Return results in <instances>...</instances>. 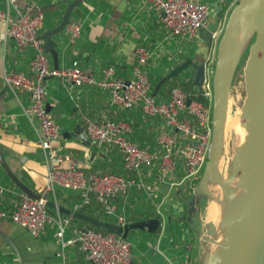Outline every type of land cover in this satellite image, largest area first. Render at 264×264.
<instances>
[{
    "label": "crops",
    "instance_id": "obj_1",
    "mask_svg": "<svg viewBox=\"0 0 264 264\" xmlns=\"http://www.w3.org/2000/svg\"><path fill=\"white\" fill-rule=\"evenodd\" d=\"M73 0H0V10L9 17L17 11L40 12V35L56 27L68 3ZM209 9L221 0H202ZM159 12L145 0H81L69 8L66 24L79 23V34L70 40L65 27L50 36L54 43L45 56L49 68L76 65L94 79L103 77L106 66L113 69L110 77L131 78L135 66V49L143 46L148 56L141 66L150 81L149 94L156 102H166L170 88H180L190 99L205 101L199 87L192 81L193 69L186 64L170 78L169 72L186 59L202 64L206 77H210L215 49L197 34L171 35L160 24ZM34 54L28 45H17L6 35V24L0 21V152L9 172L24 186L37 193L46 184V166L38 144L36 121L22 113L28 105V94L20 89H10L2 82L7 72H27V63ZM46 89V109L59 129L52 142L62 155L70 157L83 172H114L134 179V184L122 194L110 199L112 211L105 213L94 199L80 204L77 191L56 186L47 196L52 211L71 213L70 225L64 236L72 235L74 228L92 225L76 218L72 211L92 215L100 220L120 224L145 218H157L152 230L129 229L125 238L130 243L132 264H197L201 256L199 221L195 219L197 201L203 204L200 224L210 220L205 216L209 200L205 195L189 199L197 178H185L180 162L167 177H161L155 165L144 166L137 176L125 172L121 158L112 146H96L84 135L81 116L92 120L123 121L127 125L126 139L136 146L155 150L161 133L173 138L175 147L182 145L179 130L168 124L161 114L146 115L139 106L124 108L111 104L110 91L96 85L74 86L56 76L43 80ZM179 119L193 118L184 111ZM80 132L82 138L75 135ZM85 138L87 140H85ZM62 165L66 166L64 162ZM24 191L10 179L0 165V207L11 209ZM200 196V195H199ZM203 197L205 201L203 202ZM190 211V215L187 213ZM212 221V220H210ZM54 225L47 224L37 236L8 218L0 217V264H91L75 245L61 249L54 239ZM93 228V227H92ZM206 228V226H205ZM96 229V228H95ZM204 235V234H203ZM202 235V236H203ZM204 238V237H203Z\"/></svg>",
    "mask_w": 264,
    "mask_h": 264
},
{
    "label": "built area",
    "instance_id": "obj_2",
    "mask_svg": "<svg viewBox=\"0 0 264 264\" xmlns=\"http://www.w3.org/2000/svg\"><path fill=\"white\" fill-rule=\"evenodd\" d=\"M159 12L161 26L171 35L195 37L198 30L206 26V16L210 10L202 0H145ZM238 0H221V13L215 29L210 33V44L216 47L217 39L223 28L229 10ZM0 21L6 24V35L17 45L30 46L34 54L28 60L27 72H7L2 75L3 84L10 89H20L29 96L28 105L22 107V113L36 121L38 144L42 151L46 166V184L33 198L25 192L11 209L0 207V217L8 218L37 236L47 224L54 225V239L61 249L68 245L76 248L91 264H131L130 243L121 236L110 231L89 228H74L72 235L64 236V229L70 225L71 213L52 211L47 205V196L56 186L77 191L80 204L86 205L94 199L105 213L112 211L111 197L125 191L134 184V179L126 175L96 171L83 172L74 160L62 155L52 142L58 138L59 129L52 115L46 109V89L43 80L53 75L74 86L96 85L110 91V102L129 108L139 106L146 115L161 114L168 124L179 130L184 143L175 147V142L166 133L157 137L158 148L147 150L134 145L125 137L127 125L123 121L109 119L92 120L81 116L82 131L86 138L96 146H112L120 155L121 166L125 172L139 176L144 166H156L161 177H167L175 170V164H182L185 178H199L200 167L206 161L211 134V83L203 77L199 86L201 97L190 99L180 88L174 86L169 90L166 102H156L149 94L150 81L142 73L141 66L148 52L143 46L135 49V66L131 78H112V67L106 66L101 79H94L89 73L70 65L60 68H49L39 38L41 24L40 12L17 11L9 17L0 10ZM79 23L70 21L65 31L70 40L79 34ZM204 67V66H203ZM212 70V69H211ZM211 72V71H210ZM211 75V73H210ZM184 111L193 118L179 119L177 114ZM2 114L0 113V119ZM66 163V166L62 165ZM120 224H123L121 222Z\"/></svg>",
    "mask_w": 264,
    "mask_h": 264
},
{
    "label": "water",
    "instance_id": "obj_3",
    "mask_svg": "<svg viewBox=\"0 0 264 264\" xmlns=\"http://www.w3.org/2000/svg\"><path fill=\"white\" fill-rule=\"evenodd\" d=\"M79 1L68 3L59 24L39 36L44 52L49 50L54 57L51 49L54 43L50 36L63 28L69 8ZM220 13L221 6L217 3L207 13L206 26L198 30L199 37L208 46L210 33L215 29ZM249 39L251 41L242 68L244 95L235 123L237 141L232 147L229 171L224 176L218 168V159L222 150L229 88L243 46ZM186 64L192 67V81L199 87L204 67L202 64H193L190 59L172 69L166 78L173 77ZM210 83L211 134L208 152L189 199L194 195H205L219 200L218 195L208 188L209 185H217L226 209L219 220L222 238L216 242L215 248L203 255L199 264H264V0H238L229 10L216 42ZM74 134L82 138L78 130ZM0 165L27 195L33 198L38 196L9 172L1 152ZM235 188L239 189L236 195ZM47 204L51 205V202L47 200ZM59 208L69 212L66 208ZM72 215L103 231L123 237L129 229L146 226L152 230L158 224V219L154 217L116 224L77 210L72 211ZM187 215H190V211ZM205 226L203 237L211 240L210 236L216 233V226L210 220L205 222Z\"/></svg>",
    "mask_w": 264,
    "mask_h": 264
},
{
    "label": "rangeland",
    "instance_id": "obj_4",
    "mask_svg": "<svg viewBox=\"0 0 264 264\" xmlns=\"http://www.w3.org/2000/svg\"><path fill=\"white\" fill-rule=\"evenodd\" d=\"M250 39L247 40L243 46L240 58L236 64L235 70L233 72V76L231 79V83H230V88H229V94H228V99H227V107H226V118H225V128H224V132H223V143H222V150L218 159V167L220 172L225 176V174L228 173L229 171V165H230V158L232 155V147L235 145L236 141H237V134H236V129H235V123L236 119H237V115H238V110L244 95V91H243V74H242V68L244 65V60L247 54V47L248 44L250 43ZM205 163V162H204ZM204 163L202 164V166L200 167V172L199 175L202 172ZM198 180V179H197ZM195 186V184L193 185ZM217 185H209V190L215 194L218 195V197H220V202L221 204V216L223 215L225 209H226V205L225 202L222 198L220 189ZM237 191V192H236ZM239 189L237 190V188H235V194L236 195L238 193ZM203 195H198V198H200ZM206 197H203V202L205 201ZM210 198V197H209ZM213 200H209L208 205L211 201ZM215 201H219V200H215ZM198 205L195 208L196 214H195V219H197V221H199V229H198V233L200 232V241H201V256L198 258V260L196 261L197 264H199L202 260V257L205 253H207L208 251L212 250L213 248L216 247L212 246V243L216 240L215 237H219L222 238V227L219 226V220L221 217H219V220L217 221V223L212 220V222L215 224L216 228H217V236H215L216 234H214L211 237V240L208 241L207 239L203 238V234L205 233V225H201L200 224V213L201 215H203V204L202 202L199 200L197 201ZM208 207V206H207ZM207 207L205 209V216H206V210Z\"/></svg>",
    "mask_w": 264,
    "mask_h": 264
},
{
    "label": "bare ground",
    "instance_id": "obj_5",
    "mask_svg": "<svg viewBox=\"0 0 264 264\" xmlns=\"http://www.w3.org/2000/svg\"><path fill=\"white\" fill-rule=\"evenodd\" d=\"M226 118V117H225ZM233 123H236V122H233ZM224 128H225V124H224ZM219 162V161H218ZM219 168V167H218ZM217 187V186H216ZM208 188H209V186H208ZM237 192V191H236ZM235 194V193H234ZM220 198V197H219ZM221 202H220V199H219V201H211L210 203H209V205L207 204V210H206V217L208 218V219H210V220H213L214 221V223L216 222L217 223V221L219 220V217H221V214H220V212H221ZM215 225V224H214ZM218 232H219V230H218ZM218 232H217V228H216V233L218 234ZM215 233V234H216ZM217 234L215 235V236H217ZM212 237V236H211ZM216 238V240L212 243V246H215L216 245V242L220 239L219 237H215ZM208 241H210V240H208Z\"/></svg>",
    "mask_w": 264,
    "mask_h": 264
},
{
    "label": "trees",
    "instance_id": "obj_6",
    "mask_svg": "<svg viewBox=\"0 0 264 264\" xmlns=\"http://www.w3.org/2000/svg\"><path fill=\"white\" fill-rule=\"evenodd\" d=\"M191 211H192V213L195 211V208L193 207V205L191 207ZM91 227L96 228V229H99L98 227H94V226H91Z\"/></svg>",
    "mask_w": 264,
    "mask_h": 264
}]
</instances>
